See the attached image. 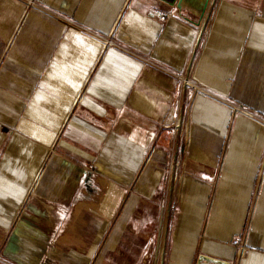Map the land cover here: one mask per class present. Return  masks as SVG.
<instances>
[{
	"label": "crops",
	"instance_id": "1",
	"mask_svg": "<svg viewBox=\"0 0 264 264\" xmlns=\"http://www.w3.org/2000/svg\"><path fill=\"white\" fill-rule=\"evenodd\" d=\"M200 257L264 264V0H0V264Z\"/></svg>",
	"mask_w": 264,
	"mask_h": 264
},
{
	"label": "built area",
	"instance_id": "2",
	"mask_svg": "<svg viewBox=\"0 0 264 264\" xmlns=\"http://www.w3.org/2000/svg\"><path fill=\"white\" fill-rule=\"evenodd\" d=\"M160 18L164 19V16L162 15ZM176 80H177V85H178L177 87L178 93L174 100V112H177L178 121L179 123H182L183 120H182V116H181L180 108H179L181 95L184 89L189 88V87L196 88V86L193 83H191L186 77H183V76L176 75ZM168 178L171 183H175V184H183L185 182V179L182 177V175L177 172V164L175 163L174 156H172V159L170 162ZM241 249H243V247Z\"/></svg>",
	"mask_w": 264,
	"mask_h": 264
},
{
	"label": "water",
	"instance_id": "3",
	"mask_svg": "<svg viewBox=\"0 0 264 264\" xmlns=\"http://www.w3.org/2000/svg\"><path fill=\"white\" fill-rule=\"evenodd\" d=\"M172 3H176L177 8L187 7L195 11L197 16L203 14L205 7L207 5L208 0H171ZM210 262L211 264H223L222 262L209 260L205 257L199 258V264L203 262Z\"/></svg>",
	"mask_w": 264,
	"mask_h": 264
},
{
	"label": "rangeland",
	"instance_id": "4",
	"mask_svg": "<svg viewBox=\"0 0 264 264\" xmlns=\"http://www.w3.org/2000/svg\"><path fill=\"white\" fill-rule=\"evenodd\" d=\"M181 113V112H180ZM173 117H174V119L176 120V122H177V125L176 126H178V128H179V130L182 132V134H183V136H185V135H187V125H186V123L183 121L182 123H179V121H178V115H177V112H174L173 111ZM184 123V124H183ZM185 125V126H184ZM169 152H170V154H169V156H168V160H167V165H166V172L168 171V176H169V167H170V162H171V159H172V156H174V159H175V163L177 164V172L179 173V174H181L180 172H179V170H180V168H181V164H180V162L178 161V158L176 157V155H175V153H174V147H173V144H170V150H169ZM168 176H166V180H168L169 181V178H168ZM166 193V192H165ZM169 195H170V199L172 200H176V197H177V192H176V190H174V191H170L169 192ZM241 247H243V244H242V246ZM157 257H161V255H158Z\"/></svg>",
	"mask_w": 264,
	"mask_h": 264
}]
</instances>
